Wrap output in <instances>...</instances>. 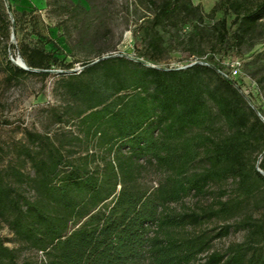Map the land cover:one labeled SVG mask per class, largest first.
<instances>
[{
	"label": "trees",
	"instance_id": "trees-1",
	"mask_svg": "<svg viewBox=\"0 0 264 264\" xmlns=\"http://www.w3.org/2000/svg\"><path fill=\"white\" fill-rule=\"evenodd\" d=\"M7 1L5 82L53 78L54 104L42 131L0 145V228L12 234L0 235V264H264V106L231 68L264 0H218L208 13L143 0L134 57L109 53L110 11L93 0H47L64 45L42 34L37 10ZM172 41L191 58L182 68L163 65Z\"/></svg>",
	"mask_w": 264,
	"mask_h": 264
},
{
	"label": "rangeland",
	"instance_id": "rangeland-1",
	"mask_svg": "<svg viewBox=\"0 0 264 264\" xmlns=\"http://www.w3.org/2000/svg\"><path fill=\"white\" fill-rule=\"evenodd\" d=\"M93 1L100 8H107L110 11V21L113 28L111 42L115 49L109 53H121L128 57H134L136 54L134 29L137 23L149 14L147 2L143 0ZM192 1L195 5H201L204 11L208 13L218 0ZM12 2L14 8L18 11L37 10L35 14L40 17V30L42 34L51 36L64 45L63 32L58 29L56 21L50 19L47 15V0H13ZM82 2L87 5L84 0ZM258 31L256 37L244 49V61L241 62L238 76L245 83L244 88L246 93L252 95L258 104L264 106V89L261 98L254 82L256 79L251 75V72L262 67L260 75L263 74L264 76V58L254 63L255 54L264 52V21ZM188 34L189 29L186 28L178 35V38L186 40ZM14 44H17L16 39L14 40ZM171 44L174 47L170 50L163 65L170 68L184 67L191 60L188 52L182 46L176 45L175 41H172ZM1 53L0 48V145L7 147L12 142L22 138L23 129L43 130L45 116L42 111L44 108L54 104L52 93L54 79L51 78L44 82L40 78H30L24 80L20 85L9 86L5 82V74L1 70V64L4 59ZM14 56H18L17 49L8 54V58H14ZM69 60L71 61L72 58L70 57ZM75 68H81V64H76ZM0 235L4 238H12V234L7 229L0 228ZM240 238V236L232 237L231 240H240Z\"/></svg>",
	"mask_w": 264,
	"mask_h": 264
},
{
	"label": "water",
	"instance_id": "water-1",
	"mask_svg": "<svg viewBox=\"0 0 264 264\" xmlns=\"http://www.w3.org/2000/svg\"><path fill=\"white\" fill-rule=\"evenodd\" d=\"M5 1V5L7 7V10L10 12V8H9V5H8V1L7 0H4ZM15 29L13 28V33H12V38H11V43L13 44L14 43V40H15ZM14 61V60H13ZM98 62V61H96ZM95 62V63H96ZM15 65L22 68L23 70H30L26 64L24 63V61L22 60L21 57H18L16 61H14Z\"/></svg>",
	"mask_w": 264,
	"mask_h": 264
},
{
	"label": "built area",
	"instance_id": "built-area-1",
	"mask_svg": "<svg viewBox=\"0 0 264 264\" xmlns=\"http://www.w3.org/2000/svg\"><path fill=\"white\" fill-rule=\"evenodd\" d=\"M241 63L238 61H235L231 64L233 76H238L239 75V70H240Z\"/></svg>",
	"mask_w": 264,
	"mask_h": 264
}]
</instances>
